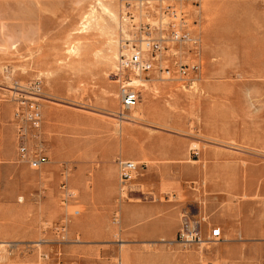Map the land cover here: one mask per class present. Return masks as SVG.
Masks as SVG:
<instances>
[{"label":"rangeland","instance_id":"obj_1","mask_svg":"<svg viewBox=\"0 0 264 264\" xmlns=\"http://www.w3.org/2000/svg\"><path fill=\"white\" fill-rule=\"evenodd\" d=\"M124 1L0 0V264H264V0L155 3L190 16L198 50L171 52L202 70L190 88L156 67L134 121L113 79ZM30 82L45 97L40 169L16 152L13 98ZM118 158L140 164L128 194ZM184 223L207 243L181 244Z\"/></svg>","mask_w":264,"mask_h":264},{"label":"built area","instance_id":"obj_2","mask_svg":"<svg viewBox=\"0 0 264 264\" xmlns=\"http://www.w3.org/2000/svg\"><path fill=\"white\" fill-rule=\"evenodd\" d=\"M163 0H126L121 11V23L118 34L120 54L116 62L113 79L119 84L121 114L137 104L140 91L133 84V77H149L156 67L162 72L177 76L184 86L193 87L190 72L201 73L202 63L189 66L176 59V52H171L182 42L193 41L195 49L199 48V39L190 37L191 18L177 3L160 8L155 3ZM178 2V1H177ZM138 12L146 20L137 25L134 22ZM194 23V22H193ZM171 52V53H170ZM169 53V54H168ZM199 54V52H198ZM170 61V62H169ZM174 69H171V63ZM169 64H164L168 63ZM142 74V75H141ZM14 120L16 126L17 157L19 161L33 169H40L48 161L45 133L43 131L44 95L40 82H30L27 89L15 90ZM119 173L122 183L121 192L129 193L125 185L140 167L132 161L119 160ZM65 188V187H64ZM67 199H73L70 189L64 190ZM68 231L67 222L61 225L60 232ZM217 235V234H216ZM178 239L184 245H202L204 237L197 227L184 223L179 230ZM48 257L47 255H44Z\"/></svg>","mask_w":264,"mask_h":264},{"label":"bare ground","instance_id":"obj_3","mask_svg":"<svg viewBox=\"0 0 264 264\" xmlns=\"http://www.w3.org/2000/svg\"><path fill=\"white\" fill-rule=\"evenodd\" d=\"M101 4V3H100ZM101 8L103 9V11L104 12H106L109 16H110V18L113 20V21H117V16L115 15L116 13H114V12H112L107 6H105V5H103V4H101ZM92 14L94 13V11H92L91 12ZM92 16L93 15H91V16H89V14L88 15H86V16H84V21L87 23V24H90L91 23V21H89V18L91 19L92 18ZM143 17V16H142ZM84 21H82V22H84ZM89 21V22H88ZM104 20L103 19H101V20H99L98 21V23L100 24V27L102 28V30L104 31V30H106L107 29V27L105 26L106 24H102V22H103ZM85 22H84V24H83V26L85 27ZM120 23H121V16H120V19H119V28H118V34H119V30H120ZM82 24V23H81ZM1 25V24H0ZM3 27V26H2ZM87 27V26H86ZM86 27H85V29H86ZM81 28H82V26H81ZM109 28V27H108ZM3 30V29H2ZM101 30V31H102ZM102 31V32H103ZM110 31V30H109ZM108 31V32H109ZM112 31V30H111ZM112 34V33H111ZM109 36H110V34H109ZM106 37V36H105ZM111 37V36H110ZM13 40V39H12ZM9 41H10V38H9ZM5 42H7V41H5ZM108 44H110V43H112V41H111V38L108 40V42H107ZM119 43V42H118ZM13 44H14V42H13ZM113 44V43H112ZM120 45V44H119ZM120 54V53H119ZM115 57H116V54H115ZM105 58L108 60V59H110L111 58V56H105ZM119 58V55H118V57H117V59ZM142 75V74H141ZM143 76L144 75H142V76H140V77H136V76H134L133 77V84L135 85V86H139V81L143 78ZM27 87H28V85L27 86H24V87H22V86H17V88H16V90H25V89H27ZM16 95H17V93H15ZM118 96H119V98H120V91H119V94H118ZM139 98H140V95H139ZM44 101H45V97H44ZM138 101H139V99H138ZM138 101H137V103H138ZM15 104V103H14ZM137 105V104H136ZM135 105V106H136ZM135 106H133V107H131L129 110H131L132 108H133V112H132V114H125V112H128V111H124L120 116H119V118L120 119H122V120H130V118H131V121L133 120H135L137 117H138V112L135 110ZM15 109V108H14ZM14 114V113H13ZM141 115V114H140ZM119 160H125V159H120V158H118L117 159V165H118V168H119V164H118V162H119ZM125 161H132V162H134L135 164H138L139 166H140V164H139V162H136V161H133V160H125ZM47 163H48V161H47ZM46 163V164H47ZM43 167V166H42ZM139 169V168H138ZM134 176V175H133ZM132 180H133V177L131 178V180L130 181H128L127 182V184L125 185V189L126 190H130V191H132V189L130 188V185H131V182H132ZM119 182H120V190H122V183H121V178H120V173H119ZM129 191V192H130ZM207 242L205 241L204 243H202V244H206Z\"/></svg>","mask_w":264,"mask_h":264},{"label":"crops","instance_id":"obj_4","mask_svg":"<svg viewBox=\"0 0 264 264\" xmlns=\"http://www.w3.org/2000/svg\"><path fill=\"white\" fill-rule=\"evenodd\" d=\"M136 161V160H135ZM139 162V161H138ZM140 170V167H139V169H138V171ZM138 171L136 172V174L138 173ZM136 174H135V177H136ZM135 177L133 178V179H135ZM133 181V180H132Z\"/></svg>","mask_w":264,"mask_h":264}]
</instances>
